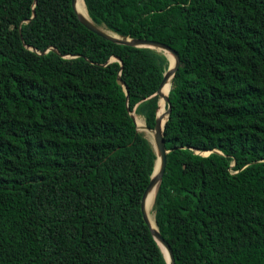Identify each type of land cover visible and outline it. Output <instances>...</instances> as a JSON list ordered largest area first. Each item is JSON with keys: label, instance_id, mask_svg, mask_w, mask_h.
Listing matches in <instances>:
<instances>
[{"label": "trees", "instance_id": "trees-1", "mask_svg": "<svg viewBox=\"0 0 264 264\" xmlns=\"http://www.w3.org/2000/svg\"><path fill=\"white\" fill-rule=\"evenodd\" d=\"M83 1L179 55L153 202L175 264H264V0ZM168 65L90 31L71 0H0V264H167L130 113L154 127Z\"/></svg>", "mask_w": 264, "mask_h": 264}, {"label": "water", "instance_id": "water-1", "mask_svg": "<svg viewBox=\"0 0 264 264\" xmlns=\"http://www.w3.org/2000/svg\"><path fill=\"white\" fill-rule=\"evenodd\" d=\"M71 5H72V8L75 11L79 21L86 28H88L90 31L94 32L95 34H97L103 38H106L108 40H111L115 43H118V44L130 45V46H134V47H148V48L155 49L157 51H163L168 58V61H169L168 68L164 72L163 78L159 84V87L155 92V94H157L159 97L163 98L164 111H163V113H158V109L160 107V102L158 101V107H157V111H156V119H155L154 127L149 128L148 126H146V124L143 126V128L150 130L153 133V142L152 143L150 142V143L152 144L156 158H155L154 167H153V171L151 174L149 184L147 185V187L143 193L142 199H141V211L143 214V218H144L145 222L147 223V225L149 226L153 237L158 242V244L160 245V247L163 251V254H164V257H165L167 264H175L173 252H172V249L169 246L168 242L160 234L156 223H155L156 227L153 228L149 222L146 204H147V196H148L149 192L151 191V189L155 186H156V190H155V194H156L158 185L162 179V176H163V173L165 170V166H166V155L169 152V149H167L165 146L164 133L163 132H164L165 123H166L167 118L171 112V107H170V102H169V97H168V92L170 90V87H169V89L165 95L161 94V88L167 83L168 80H170V85H171V79L174 76V74L178 68V65H179V55L176 52V50H174L170 46H168L164 43H161L159 41L146 39V38H131L128 36L118 35V34L112 32L110 30H107L103 25H97L91 20V18L87 19L84 16L83 12L80 9V5L78 3V0H71ZM34 15L35 14L33 13V16ZM166 52H168L171 55V58L166 54ZM112 60H116L120 63V65H122V62L118 57H112L109 59V61H112ZM117 79L124 86V90L127 94L126 87H125L123 81L121 80L120 75L117 76ZM166 104H167V107H165ZM130 114H131L133 122L136 125V129L138 131H140L138 126H137L135 113L131 112ZM163 118H165L164 121H163ZM155 194H154V198H155ZM154 198H153V202H154ZM154 222H155V220H154Z\"/></svg>", "mask_w": 264, "mask_h": 264}, {"label": "bare ground", "instance_id": "bare-ground-1", "mask_svg": "<svg viewBox=\"0 0 264 264\" xmlns=\"http://www.w3.org/2000/svg\"><path fill=\"white\" fill-rule=\"evenodd\" d=\"M78 3H79V5H80V9H81V11L83 12L84 16H85L87 19H89L90 17H89V15H88V13H87V10H86V7H85V4H84V1H83V0H78ZM166 54L171 58V55H170L168 52H166ZM169 87H170V80H168L167 83L161 88V94H162V95H165V94L167 93ZM160 99L162 100V103H163V98L160 97ZM162 112H163V111H162ZM162 112H161V106H160V112H159V113H162ZM164 120H165V118H164ZM164 120H163V121H164ZM136 122H137V125L142 126V127L144 126L143 121H142L141 119L139 120L137 117H136ZM151 133H152V132H151ZM147 134H148V133H147ZM150 137H151V135H150ZM150 137H149V138H150ZM151 145H152V144H151ZM155 190H156V186L153 187V188L151 189V191L149 192V194H148V196H147V204H146V208H147V214H148L149 222H150V224H151V226H152L153 228L156 227V226H155V222H154V216L150 215V213H149V209L151 208V206H152V204H153V198H154Z\"/></svg>", "mask_w": 264, "mask_h": 264}, {"label": "rangeland", "instance_id": "rangeland-1", "mask_svg": "<svg viewBox=\"0 0 264 264\" xmlns=\"http://www.w3.org/2000/svg\"><path fill=\"white\" fill-rule=\"evenodd\" d=\"M159 102H160L161 112H162V111H164V106H163V103H162V100L160 99V97H159ZM135 117H137L139 120L141 119L145 125V121H144V118L142 116L135 114ZM137 126H138L139 130L144 134V136L152 143L153 142V133H151L150 130L143 128L142 126H139V125H137ZM150 135H151V137H150ZM149 213H150V215L154 216L153 204H152L151 208L149 209Z\"/></svg>", "mask_w": 264, "mask_h": 264}]
</instances>
